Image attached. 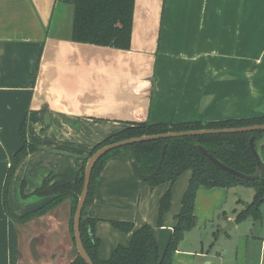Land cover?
Here are the masks:
<instances>
[{
	"label": "crops",
	"instance_id": "1",
	"mask_svg": "<svg viewBox=\"0 0 264 264\" xmlns=\"http://www.w3.org/2000/svg\"><path fill=\"white\" fill-rule=\"evenodd\" d=\"M73 10L74 0H0V264H67L76 252L68 198L25 222L3 209L9 157L22 144L23 121L29 143L87 155L131 121L264 115V0H135L128 49L73 41ZM256 145L264 146V135ZM78 168L63 155L28 152L12 175L11 209L22 215L48 200L22 199V180L27 193L48 172L74 179ZM185 173L189 182L190 171L178 179ZM126 183L131 190H116ZM168 187L140 180L125 151L105 163L87 209L97 219L101 259L129 242V233L110 220L153 227ZM134 189L135 200H118H129ZM179 210L172 225L162 224L159 238L153 229L160 251Z\"/></svg>",
	"mask_w": 264,
	"mask_h": 264
},
{
	"label": "trees",
	"instance_id": "2",
	"mask_svg": "<svg viewBox=\"0 0 264 264\" xmlns=\"http://www.w3.org/2000/svg\"><path fill=\"white\" fill-rule=\"evenodd\" d=\"M135 0H74L73 22L71 38L75 42L89 43L101 46H110L119 49H128L131 43L132 20ZM264 124V115L223 119L218 121L193 120L182 122H155L131 121L118 132L112 133L95 144L88 155L102 145L141 136L169 131H184L196 129H214ZM254 136V146L264 135V130L236 133H213L194 136H179L167 139H155L136 142L108 151L93 165L88 193L82 208L79 232L85 252L93 264H172L173 255L183 238V232L194 220V200L199 186L207 189L213 187L229 188L236 185H245L253 188L254 195L251 202L236 213L235 221L251 216L259 217V206L264 200V146L257 148L262 160V168L257 179L248 181L221 170L204 156L197 148V144L204 147L212 156L224 165L244 174H253L256 171V162L250 151L248 140ZM21 147L9 157V166L4 180L2 191V206L7 216L15 222H25L34 215L46 212L62 200L71 199L70 233L73 238V214L78 196L82 189L83 173L86 160L80 159L77 176L70 180L61 174H46L40 184L29 194L24 193L25 181L19 188L20 197L35 196L48 200L35 210L17 215L10 207L8 190L12 175L18 163L35 145L26 140V123L20 127ZM166 143L162 166L152 179L144 181L151 187L168 183L169 187L160 198L157 220L161 225L164 214L171 205V186L185 171H190L188 186L181 198V207L176 214V224L163 248L160 251L154 236L153 228L143 224L134 228L132 222L110 220V224L117 230L129 233V242L126 246L117 245L108 259L99 257L100 239L95 234L96 218L88 216L87 209L94 200L98 176L105 163L121 151L128 154L130 160H135L143 174L151 173L157 165L160 148ZM79 160H76L78 162ZM67 264H86L75 252L74 258Z\"/></svg>",
	"mask_w": 264,
	"mask_h": 264
},
{
	"label": "rangeland",
	"instance_id": "3",
	"mask_svg": "<svg viewBox=\"0 0 264 264\" xmlns=\"http://www.w3.org/2000/svg\"><path fill=\"white\" fill-rule=\"evenodd\" d=\"M188 173V172H187ZM187 173L177 179L171 187V206L162 218L161 225L157 217L153 222V229L159 238L162 224L172 225L173 214L181 205L183 191L188 186ZM119 191L131 190L128 183L120 185ZM137 190L131 191L127 199H118L132 202L137 198ZM254 190L245 185H236L229 188L213 187L210 189L199 186L194 200V220L183 232L178 249L184 253L173 257L175 264H264V200L259 206V217L246 216L234 222L227 230V220L236 216L245 204L252 201ZM70 200V199H68ZM64 205H60L61 215ZM54 225L57 222H53ZM176 224V222H175ZM174 224V225H175ZM166 229V227H164ZM176 258L180 260L176 261Z\"/></svg>",
	"mask_w": 264,
	"mask_h": 264
},
{
	"label": "water",
	"instance_id": "4",
	"mask_svg": "<svg viewBox=\"0 0 264 264\" xmlns=\"http://www.w3.org/2000/svg\"><path fill=\"white\" fill-rule=\"evenodd\" d=\"M257 130H264V124H253V125H248V126H240V127H231V128H214V129H196V130H184V131H169V132H164V133H157V134H144L141 136L137 137H132V138H126L118 141H114L105 145H102L98 149H96L93 153L90 155H85L83 158L86 160L85 166H84V174H83V184H82V189L81 192L78 196L77 204L75 207L74 215H73V236H74V241H75V247L77 250V253L79 256L85 261L86 264H93L89 256L84 250V247L81 242L80 238V232H79V222H80V217H81V211L85 203V199L88 193V186L90 182V176H91V171L94 163L105 153H107L110 150L116 149L123 147L125 145H129L132 143L136 142H142V141H148V140H155V139H167V138H172V137H179V136H194V135H202V134H213V133H236V132H252V131H257ZM248 145L250 148V151L255 159L256 162V171L253 174H244L242 172H239L237 170H234L233 168L224 165L222 162H220L218 159H216L214 156H212L204 147H202L200 144H197L198 150L206 156L213 164L218 166L221 170L230 173L232 175H235L243 180H248L252 181L255 180L259 177L261 168H262V160L260 158L259 152L257 148L254 146V136L251 135L248 140ZM43 150L52 152V153H57V154H62L71 158H80L81 156L79 154H76L74 152H70L67 150H63L60 148H55L51 146H41L40 147ZM165 149H166V143H163L161 148H160V154H159V159L157 162L156 167L154 170L149 173V174H143L135 160H131L132 163V169L136 176L143 181H147L152 179L154 176L157 175L159 172L163 158L165 155ZM193 223V222H192ZM194 224V223H193ZM234 225L232 220H227V226L224 230L229 229Z\"/></svg>",
	"mask_w": 264,
	"mask_h": 264
},
{
	"label": "flooded vegetation",
	"instance_id": "5",
	"mask_svg": "<svg viewBox=\"0 0 264 264\" xmlns=\"http://www.w3.org/2000/svg\"><path fill=\"white\" fill-rule=\"evenodd\" d=\"M26 140H27V139H26ZM27 142H28V141H27ZM28 143H29V142H28ZM29 144H31V143H29ZM21 145H22V144H21ZM33 145H34V144H33ZM35 146H36V145H35ZM41 146H46V145L36 146L35 149H36V148L41 149V148H40ZM20 147H21V146H20ZM55 148H56V147H55ZM35 149H34V150H35ZM17 150H18V149H17ZM17 150H16V151H17ZM41 150H43V149H41ZM63 150H64V149H63ZM16 151H15V152H16ZM32 151H33V150H32ZM45 151H46V150H45ZM67 151H68V150H67ZM15 152H14V153H15ZM29 152H30V151H29ZM48 152H49V151H48ZM70 152H72V151H70ZM14 153H13V154H14ZM51 153H52V152H51ZM55 154H57V153H55ZM76 154H78V153H76ZM11 155H12V154H11ZM59 155H62V154H59ZM79 155L81 156L80 158H72L75 162H76V160H79V161L77 162V163H78V167L80 166V159L83 158L86 154H84V155H83V154H79ZM87 155H88V154H87ZM63 156H65V155H63ZM66 157H68V156H66ZM69 158H71V157H69ZM78 169H79V168H78ZM48 173H53V172H48ZM48 173H47V174H48ZM77 173H78V172H77ZM53 174H54V173H53ZM83 174H84V173H83ZM45 175H46V174H45ZM45 175H44V176H45ZM61 175H62V174H61ZM44 176H43V177H44ZM76 176H77V174H76ZM68 178H69V177H68ZM75 178H76V177H75ZM75 178H74V179H75ZM69 179H70V180H74V179H71V178H69ZM41 180H42V179H41ZM22 181H24V180H22ZM20 184H21V183H20ZM39 184H40V183H39ZM39 184H38V185H39ZM3 185H4V184H3ZM19 188H20V187H19ZM35 188H36V187H35ZM35 188H34V189H35ZM34 189H33V190H34ZM31 191H32V190H31ZM31 191H30V192H31ZM30 192H27V193H26V190L24 189V193H25V194H29ZM19 195H20V194H19ZM21 198H22V197H21ZM29 198H31V199H38V198L35 197V196H28V197H26V198H22V199L26 200V199H29ZM45 199H46V198H45ZM68 199H69V198H68ZM70 200H71V199H70ZM77 200H78V199H77ZM71 204H72V202H71ZM76 204H77V203H76ZM81 212H82V211H81ZM73 215H74V214H73ZM79 223H80V222H79ZM72 229H73V225H72ZM73 238H74V236H73ZM72 241H73V240H72ZM73 245H74L75 251L77 252L76 247H75V241H73Z\"/></svg>",
	"mask_w": 264,
	"mask_h": 264
}]
</instances>
